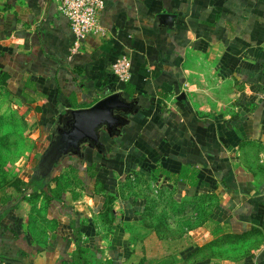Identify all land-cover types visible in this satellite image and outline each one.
Segmentation results:
<instances>
[{"label":"crops","instance_id":"crops-1","mask_svg":"<svg viewBox=\"0 0 264 264\" xmlns=\"http://www.w3.org/2000/svg\"><path fill=\"white\" fill-rule=\"evenodd\" d=\"M104 1L105 35L75 51L55 2L0 0L17 109L54 131L112 93L132 104L104 149L46 177L64 174L62 200L29 194L2 217L0 264H264V0Z\"/></svg>","mask_w":264,"mask_h":264},{"label":"rangeland","instance_id":"rangeland-1","mask_svg":"<svg viewBox=\"0 0 264 264\" xmlns=\"http://www.w3.org/2000/svg\"><path fill=\"white\" fill-rule=\"evenodd\" d=\"M14 100L11 89L0 77V179L4 175V180L8 179L6 181H13L17 177L30 179L41 158V152L46 149L53 134V128L47 127L44 130L40 125L39 107L25 104L17 109ZM45 135L47 141L43 140ZM10 142L11 149H9ZM56 170L53 175L57 173ZM7 189V193L13 195L15 200L22 195L12 187ZM0 195H2L1 191ZM44 196L40 195V197ZM26 199V202H29L32 198L26 196Z\"/></svg>","mask_w":264,"mask_h":264},{"label":"water","instance_id":"water-1","mask_svg":"<svg viewBox=\"0 0 264 264\" xmlns=\"http://www.w3.org/2000/svg\"><path fill=\"white\" fill-rule=\"evenodd\" d=\"M132 104L122 92L107 95L89 107L69 109L60 116L59 122L65 120L59 136L52 141L49 149L43 155V160L54 164L61 151L84 158V146L104 149L103 133L114 137L119 133V126L127 120V113ZM58 131V127L54 133Z\"/></svg>","mask_w":264,"mask_h":264},{"label":"built area","instance_id":"built-area-1","mask_svg":"<svg viewBox=\"0 0 264 264\" xmlns=\"http://www.w3.org/2000/svg\"><path fill=\"white\" fill-rule=\"evenodd\" d=\"M58 11L69 19L70 26L77 36L74 50L81 47L82 42L91 36L105 35L101 23V13L105 7L104 0H52ZM112 72L122 82L132 77V60L130 55H120L111 66Z\"/></svg>","mask_w":264,"mask_h":264},{"label":"trees","instance_id":"trees-1","mask_svg":"<svg viewBox=\"0 0 264 264\" xmlns=\"http://www.w3.org/2000/svg\"><path fill=\"white\" fill-rule=\"evenodd\" d=\"M11 147H12V144L10 142L9 149H11ZM75 169H76L75 167H72V170H75ZM63 176L64 174H62L61 176L60 175L57 176L55 179H52L56 181L57 187L54 189H51L50 187L51 181H49L42 175H38L37 173L32 175V177L28 180H24L22 177H17L13 181L11 180L6 181L8 179L4 180L5 176L3 175L2 179H0V181L2 182V184L0 185H4V184L6 185H4L3 187H0V191L2 192V195H0V222L2 220V217H5L7 211L10 208H14L16 207V205H19V202L23 200L29 194L30 196L33 195V197L34 196L39 197L41 194H43L45 195L44 197L52 199L54 197L51 196L50 192L53 191L55 192V196H57L58 200H62L61 197H62L63 191L65 190L67 186V183L64 184L62 181ZM9 187H12L13 190L20 191L22 193L20 197L16 198L17 200L16 203L15 201L13 202V200H15L14 199L15 197L7 193V190H8L7 188Z\"/></svg>","mask_w":264,"mask_h":264},{"label":"flooded vegetation","instance_id":"flooded-vegetation-1","mask_svg":"<svg viewBox=\"0 0 264 264\" xmlns=\"http://www.w3.org/2000/svg\"><path fill=\"white\" fill-rule=\"evenodd\" d=\"M65 120H61L59 122V125H57L55 127V129L58 127V131H56L52 134V139L50 140L48 147L46 148V150L42 153L41 158L36 166V173H38V175H42L45 178L46 177H51L54 173V171L58 168V166L61 164V162H63L66 158H67V152L66 151H61L59 154V157L56 159V162L54 164L50 163L49 161H45L43 160V155L45 154V152L49 149L50 144L52 143V141H55L56 138L59 136L61 128L64 126ZM54 129V130H55Z\"/></svg>","mask_w":264,"mask_h":264}]
</instances>
